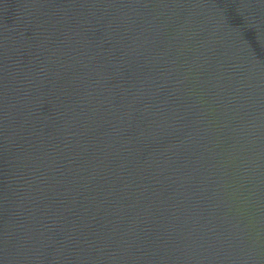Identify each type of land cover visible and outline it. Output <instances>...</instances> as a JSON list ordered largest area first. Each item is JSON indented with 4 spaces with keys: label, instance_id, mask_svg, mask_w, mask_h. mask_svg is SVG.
Returning <instances> with one entry per match:
<instances>
[{
    "label": "water",
    "instance_id": "water-1",
    "mask_svg": "<svg viewBox=\"0 0 264 264\" xmlns=\"http://www.w3.org/2000/svg\"><path fill=\"white\" fill-rule=\"evenodd\" d=\"M0 264H264V0H0Z\"/></svg>",
    "mask_w": 264,
    "mask_h": 264
}]
</instances>
